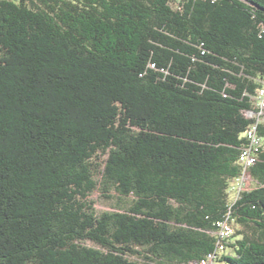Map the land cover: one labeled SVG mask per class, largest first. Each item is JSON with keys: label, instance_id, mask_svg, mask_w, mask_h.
<instances>
[{"label": "trees", "instance_id": "trees-1", "mask_svg": "<svg viewBox=\"0 0 264 264\" xmlns=\"http://www.w3.org/2000/svg\"><path fill=\"white\" fill-rule=\"evenodd\" d=\"M263 80L264 0H0V264H264Z\"/></svg>", "mask_w": 264, "mask_h": 264}, {"label": "built area", "instance_id": "built-area-1", "mask_svg": "<svg viewBox=\"0 0 264 264\" xmlns=\"http://www.w3.org/2000/svg\"><path fill=\"white\" fill-rule=\"evenodd\" d=\"M254 101L258 109V113L253 114L251 112H245V116L247 118L255 119L256 122L253 123L245 132V137L248 140V146L242 150L240 156V165L243 167V171L241 176L233 182L231 188V191H236V195L243 191L245 183L250 180L247 169L255 164L257 153L262 147V139L257 135V125L264 119V80L262 81V87L257 91ZM217 227L219 242L217 243L216 250L203 258L199 262L200 264H215L217 254L222 253L225 249L224 241L228 240L233 234L232 221L229 215L219 221L217 223Z\"/></svg>", "mask_w": 264, "mask_h": 264}, {"label": "rangeland", "instance_id": "rangeland-1", "mask_svg": "<svg viewBox=\"0 0 264 264\" xmlns=\"http://www.w3.org/2000/svg\"><path fill=\"white\" fill-rule=\"evenodd\" d=\"M18 1V0H12ZM250 180L245 183L243 190L250 188ZM236 197V191H231L230 199H234ZM94 202L93 208L97 213H101L103 211H116L121 208V201L117 198V195L113 192L103 193L100 190L94 191L88 198ZM237 229V228H236ZM89 245H92L88 243Z\"/></svg>", "mask_w": 264, "mask_h": 264}]
</instances>
